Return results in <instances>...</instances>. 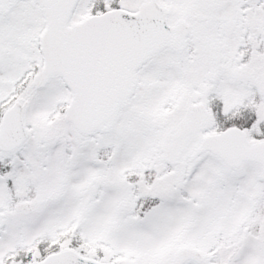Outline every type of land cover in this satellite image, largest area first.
I'll return each mask as SVG.
<instances>
[{
	"label": "snow or ice",
	"instance_id": "1",
	"mask_svg": "<svg viewBox=\"0 0 264 264\" xmlns=\"http://www.w3.org/2000/svg\"><path fill=\"white\" fill-rule=\"evenodd\" d=\"M0 264H264V0H0Z\"/></svg>",
	"mask_w": 264,
	"mask_h": 264
}]
</instances>
